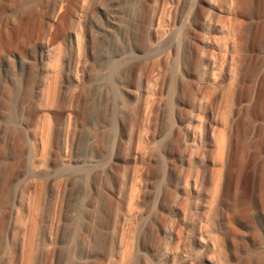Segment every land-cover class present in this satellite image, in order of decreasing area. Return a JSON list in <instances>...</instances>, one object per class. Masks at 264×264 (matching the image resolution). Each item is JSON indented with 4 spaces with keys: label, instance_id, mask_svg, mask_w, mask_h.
Instances as JSON below:
<instances>
[{
    "label": "rangeland",
    "instance_id": "rangeland-1",
    "mask_svg": "<svg viewBox=\"0 0 264 264\" xmlns=\"http://www.w3.org/2000/svg\"><path fill=\"white\" fill-rule=\"evenodd\" d=\"M0 264H264V0H0Z\"/></svg>",
    "mask_w": 264,
    "mask_h": 264
},
{
    "label": "bare ground",
    "instance_id": "bare-ground-1",
    "mask_svg": "<svg viewBox=\"0 0 264 264\" xmlns=\"http://www.w3.org/2000/svg\"><path fill=\"white\" fill-rule=\"evenodd\" d=\"M110 21H112L113 23L115 22L114 20H112L110 17L108 18Z\"/></svg>",
    "mask_w": 264,
    "mask_h": 264
}]
</instances>
